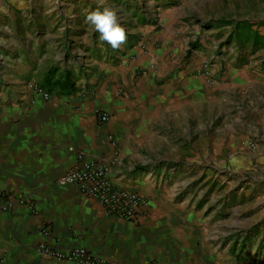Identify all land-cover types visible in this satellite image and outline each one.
<instances>
[{
    "label": "crops",
    "instance_id": "crops-1",
    "mask_svg": "<svg viewBox=\"0 0 264 264\" xmlns=\"http://www.w3.org/2000/svg\"><path fill=\"white\" fill-rule=\"evenodd\" d=\"M54 14L84 18L86 10ZM173 20L137 26V44L121 63L95 59L90 73L76 74L75 89L55 90L49 99L24 89L18 75L4 78L20 85L5 86L0 96V189L34 199L37 213L20 203L0 211V264H68L40 256L41 241L84 246L123 264H264V195L249 205L252 188L243 184L239 201L217 191L204 201L200 171L173 169L158 181L136 167L171 158L166 146L188 103L211 94L246 97L264 84V73L248 67L229 66L227 79L213 83L191 73L197 58L180 59L189 46ZM87 25L90 32L78 42L98 47ZM97 110L109 113V121L101 123ZM222 139L234 140L230 132ZM81 154L106 158L117 184L149 199V214L137 223L109 216L76 185H58Z\"/></svg>",
    "mask_w": 264,
    "mask_h": 264
},
{
    "label": "rangeland",
    "instance_id": "rangeland-1",
    "mask_svg": "<svg viewBox=\"0 0 264 264\" xmlns=\"http://www.w3.org/2000/svg\"><path fill=\"white\" fill-rule=\"evenodd\" d=\"M105 4L117 10L128 32L127 42L118 50L101 41L92 27V35L101 44L91 48L79 43L84 41V33L90 32L83 26V15L65 19L54 14L94 10L97 0H0V96L5 86L20 85L6 83L7 75L23 78L24 89H30L29 81L34 78L53 92L67 76L76 83L77 73H90L95 59L119 64L137 44V26L160 27L171 19L189 46L180 59L189 64L191 55L197 58L196 69H189L194 75L213 83L227 79L229 66L264 73V0H105ZM74 36L77 41L69 38ZM261 88L262 83L247 91L246 97L211 94L188 103L176 121L182 137L176 132L166 146L171 158L136 167L158 181L173 169L189 176L198 170L201 177L197 183L204 191V201L213 191L220 197L230 196L232 202L239 201L236 189L245 184L252 188L247 195L251 205L255 194L264 195ZM227 132L234 140L223 144L222 136Z\"/></svg>",
    "mask_w": 264,
    "mask_h": 264
},
{
    "label": "built area",
    "instance_id": "built-area-1",
    "mask_svg": "<svg viewBox=\"0 0 264 264\" xmlns=\"http://www.w3.org/2000/svg\"><path fill=\"white\" fill-rule=\"evenodd\" d=\"M30 88L34 93L49 99L52 95L46 88L36 81H29ZM97 117L101 123L108 122L109 113L97 110ZM110 140L113 137L109 135ZM251 146L256 143L251 141ZM60 186L74 184L87 197L94 199L103 208L106 215L125 219L131 222H139L147 216L151 210L149 199L142 193L117 184L111 178V164L101 155L88 157L80 155V162L68 169L57 179ZM20 203L28 207L31 213H37L34 199L20 196L10 190L0 189V211H10ZM44 235L50 233L47 224L43 225ZM37 252L40 256L53 261L68 264H123L111 260L105 256L93 253L88 248L80 245L64 248L58 244L41 241L37 244Z\"/></svg>",
    "mask_w": 264,
    "mask_h": 264
},
{
    "label": "clouds",
    "instance_id": "clouds-1",
    "mask_svg": "<svg viewBox=\"0 0 264 264\" xmlns=\"http://www.w3.org/2000/svg\"><path fill=\"white\" fill-rule=\"evenodd\" d=\"M84 22L92 26L99 39L118 50L127 42L128 32L118 18L117 10L107 6L105 0H97L94 10H86Z\"/></svg>",
    "mask_w": 264,
    "mask_h": 264
},
{
    "label": "trees",
    "instance_id": "trees-1",
    "mask_svg": "<svg viewBox=\"0 0 264 264\" xmlns=\"http://www.w3.org/2000/svg\"><path fill=\"white\" fill-rule=\"evenodd\" d=\"M71 78H70V76L69 77L67 76L66 79L62 83L59 84V89H61V90L75 89V83ZM45 88L48 91L52 92L49 88H47V87H45Z\"/></svg>",
    "mask_w": 264,
    "mask_h": 264
}]
</instances>
